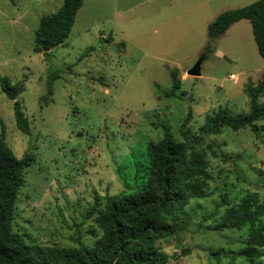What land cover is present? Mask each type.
Instances as JSON below:
<instances>
[{
  "label": "rangeland",
  "instance_id": "1",
  "mask_svg": "<svg viewBox=\"0 0 264 264\" xmlns=\"http://www.w3.org/2000/svg\"><path fill=\"white\" fill-rule=\"evenodd\" d=\"M256 1L85 0L70 37L45 56L35 50V33L64 0H0V79L8 77L16 88L12 100L0 80V133L16 157L33 158L13 231L41 246L94 245L103 235L97 218L106 196L143 187L150 177L148 144L162 139L164 124L183 141L191 110V151L205 159L208 189L169 218L185 228L156 245L170 257L166 264H250L239 254L249 226H214L229 207L224 202L233 206L254 192L264 202V175L258 174L264 171V120L256 123L259 135L250 127L218 134L201 127L220 110L250 112L245 88L264 75L251 23L243 20L215 41L201 76L187 72L205 51L208 25ZM174 68L180 89L166 98ZM16 102L29 120L28 133L17 125ZM258 102L264 104V93ZM256 264H264V256Z\"/></svg>",
  "mask_w": 264,
  "mask_h": 264
},
{
  "label": "trees",
  "instance_id": "2",
  "mask_svg": "<svg viewBox=\"0 0 264 264\" xmlns=\"http://www.w3.org/2000/svg\"><path fill=\"white\" fill-rule=\"evenodd\" d=\"M14 2V0H11ZM85 0H64L62 7L44 16L35 33L36 51L45 56L63 45L70 37L79 10ZM251 23L259 54L264 60V0L222 12L209 24V40L202 54L204 60L214 50L215 41L237 22ZM46 50V51H43ZM93 47L86 52L89 54ZM173 80L166 98H174L180 89L179 69H169ZM56 73L49 77L48 94L53 95ZM3 90L10 99L16 97V88L8 77L1 79ZM245 92L250 96L251 109L242 115H230L220 110L201 127L205 134H218L224 128L234 131L250 127L259 135L256 123L264 120V104L258 98L264 93V75L254 87L248 83ZM18 127L30 131L29 120L14 104ZM192 118L189 110L182 127L183 141H178L170 125H163V137L148 144L150 177L142 188L133 193L107 195L97 222L103 235L94 245L79 247L41 246L27 243L23 235L13 231L15 206L24 181V171L33 158H18L0 133V264H166L170 257L156 245L158 238L175 237L185 226L170 221L175 212L186 207L192 199L203 198L210 175L203 155L193 150L190 143ZM260 176L264 175L259 170ZM229 206L214 230L238 229L249 226L247 246L239 253L250 264L264 256V202L257 192L245 194L236 205ZM188 250H186L185 254ZM223 251H221L222 253ZM220 253V252H219Z\"/></svg>",
  "mask_w": 264,
  "mask_h": 264
},
{
  "label": "water",
  "instance_id": "3",
  "mask_svg": "<svg viewBox=\"0 0 264 264\" xmlns=\"http://www.w3.org/2000/svg\"><path fill=\"white\" fill-rule=\"evenodd\" d=\"M46 51V50H43ZM204 61V58H200L199 61L191 68L188 70V74L194 77H198L201 76L202 74V63Z\"/></svg>",
  "mask_w": 264,
  "mask_h": 264
},
{
  "label": "crops",
  "instance_id": "4",
  "mask_svg": "<svg viewBox=\"0 0 264 264\" xmlns=\"http://www.w3.org/2000/svg\"><path fill=\"white\" fill-rule=\"evenodd\" d=\"M242 21H243V20H242ZM240 22H241V21H240ZM249 22H250V21H249ZM237 23H239V22H237ZM237 23H235V24H237ZM235 24H234V25H235ZM234 25H232V26H234ZM208 26H209V25H208ZM230 29H231V28H230ZM230 29H229V30H230ZM229 30H228V31H229ZM228 31H227V32H228ZM227 32H226V33H227Z\"/></svg>",
  "mask_w": 264,
  "mask_h": 264
},
{
  "label": "built area",
  "instance_id": "5",
  "mask_svg": "<svg viewBox=\"0 0 264 264\" xmlns=\"http://www.w3.org/2000/svg\"><path fill=\"white\" fill-rule=\"evenodd\" d=\"M232 78L234 77V76H231Z\"/></svg>",
  "mask_w": 264,
  "mask_h": 264
}]
</instances>
